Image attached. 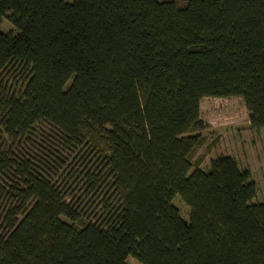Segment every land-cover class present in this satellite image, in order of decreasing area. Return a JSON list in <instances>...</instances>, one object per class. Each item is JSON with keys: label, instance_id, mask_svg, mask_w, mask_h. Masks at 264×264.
<instances>
[{"label": "trees", "instance_id": "16d2710c", "mask_svg": "<svg viewBox=\"0 0 264 264\" xmlns=\"http://www.w3.org/2000/svg\"><path fill=\"white\" fill-rule=\"evenodd\" d=\"M1 18L0 264H264L248 170L192 160L202 97H240L264 128V0H0ZM40 124L116 203L64 198L49 150L29 151Z\"/></svg>", "mask_w": 264, "mask_h": 264}, {"label": "rangeland", "instance_id": "374dc122", "mask_svg": "<svg viewBox=\"0 0 264 264\" xmlns=\"http://www.w3.org/2000/svg\"><path fill=\"white\" fill-rule=\"evenodd\" d=\"M183 5L186 0H173ZM0 31L16 33V29L5 18L0 19ZM8 84L18 88L21 79L17 71L10 73ZM199 117L207 127L197 131L203 140L194 152L192 160H199V167L206 169L209 161L217 155L226 154L235 159L239 168L247 169L255 183L256 191L253 202L264 200V128H251L247 120V111L242 99L230 97H202L198 106ZM53 131L45 124L37 126L32 135V147L29 151L35 154L44 149L49 150L47 162L52 174L51 179L62 190L64 198L79 205L89 217L100 212V205L107 196V202L116 203L109 183L101 191L91 196L89 183L83 177L87 168H92L94 157H85L77 149H64L60 142L52 137ZM32 149V150H31ZM86 155V154H85ZM172 204L178 209L180 216L187 219L188 208L176 194ZM126 264H140L131 256L126 257Z\"/></svg>", "mask_w": 264, "mask_h": 264}]
</instances>
